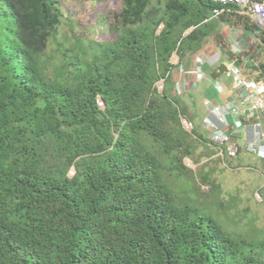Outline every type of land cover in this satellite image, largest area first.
Here are the masks:
<instances>
[{"label": "trees", "instance_id": "trees-1", "mask_svg": "<svg viewBox=\"0 0 264 264\" xmlns=\"http://www.w3.org/2000/svg\"><path fill=\"white\" fill-rule=\"evenodd\" d=\"M206 6L218 5L123 0L113 42L61 45L51 71L58 1L0 0V264H264V233L230 230L174 186L190 185L193 138L208 139L174 91L173 55L224 43L222 24L264 52L250 15Z\"/></svg>", "mask_w": 264, "mask_h": 264}, {"label": "rangeland", "instance_id": "rangeland-1", "mask_svg": "<svg viewBox=\"0 0 264 264\" xmlns=\"http://www.w3.org/2000/svg\"><path fill=\"white\" fill-rule=\"evenodd\" d=\"M57 1L63 18L44 56L51 71L63 59L61 45L76 49L83 43L91 52L96 42H113L117 37L115 16L123 4V0ZM158 85L162 87V82ZM200 89L203 92L205 87ZM195 102L197 112L202 109L207 113L198 97L190 98L192 106ZM191 143L192 154L184 158V163L193 172L189 173L190 185L184 186L183 180L176 179L179 199H190V195L198 204L215 207L226 226L238 234L249 238L264 233V162L248 152L230 159L208 140L206 143L194 137ZM167 173L170 180L176 178Z\"/></svg>", "mask_w": 264, "mask_h": 264}, {"label": "built area", "instance_id": "built-area-1", "mask_svg": "<svg viewBox=\"0 0 264 264\" xmlns=\"http://www.w3.org/2000/svg\"><path fill=\"white\" fill-rule=\"evenodd\" d=\"M218 6L210 8V19H218L222 14L227 12H238L251 16L255 24L264 30V0H211ZM237 6L239 8H236ZM234 50L238 53L241 48L235 40H231ZM228 61L225 62L227 71L225 74L231 78L234 85L233 94L221 104H214L209 99L203 100L204 107L209 111L206 118V124L211 129L208 144L222 150L228 158H235L240 153L248 152L264 160V82L257 80L245 79L241 67L237 64V58L230 57L226 54ZM206 59L199 57L195 65V73L203 76L204 71L201 66ZM162 86H163V81ZM200 80L189 81L184 79L177 87V92L182 93L187 86L192 88L198 87ZM162 88V87H160ZM245 116L244 125L234 123L229 126V116ZM183 124L192 128V124L183 119ZM241 129L247 132L245 143L239 145L233 140Z\"/></svg>", "mask_w": 264, "mask_h": 264}, {"label": "crops", "instance_id": "crops-1", "mask_svg": "<svg viewBox=\"0 0 264 264\" xmlns=\"http://www.w3.org/2000/svg\"><path fill=\"white\" fill-rule=\"evenodd\" d=\"M220 33L222 35L221 38L225 40L224 43L214 35L207 40L203 49L198 54L187 56L183 60H181L177 54H174L171 59L174 65L172 70L175 85L174 91L177 95L181 96L183 105L187 108L188 113L192 117L193 126L197 128L204 137H209L211 134V129L206 124L209 111L203 107L207 110V113H204L202 109L197 112L196 107L198 104L196 105L195 102L192 106V104H190V98L198 97V102L202 105L203 100L206 98L211 100L214 104H221L233 94L234 85L231 78L226 74H223L216 80L212 79L210 76L211 72L220 64L228 61L226 54L232 58H237V64L241 67L245 79L264 82V74L262 68L259 66L260 63H264V52H262L263 49L258 46L259 40L256 34L241 24H234L231 26L222 24ZM231 40L237 42V45L242 49L241 52L237 53L234 50ZM199 57L206 59L205 63L201 66L204 71L203 76H198L194 71ZM185 78L189 81H194L195 79L200 80L198 87L192 88L187 86L185 91L178 93L177 87ZM201 87H205L203 92L200 89ZM193 101H196V99ZM245 121L246 118L243 115L238 117L229 116V126L227 130H231L230 126H233L234 123L237 125H244ZM246 134L247 132L245 129H241L234 135L233 140L239 145H243L246 141ZM259 159L264 162L263 159Z\"/></svg>", "mask_w": 264, "mask_h": 264}, {"label": "water", "instance_id": "water-1", "mask_svg": "<svg viewBox=\"0 0 264 264\" xmlns=\"http://www.w3.org/2000/svg\"><path fill=\"white\" fill-rule=\"evenodd\" d=\"M206 10L204 11V14H208V12L210 11V6H206L204 7ZM227 71V66L225 63L220 64L214 71L211 72L210 76L212 77V79H218L219 77H221L223 74H225V72Z\"/></svg>", "mask_w": 264, "mask_h": 264}]
</instances>
